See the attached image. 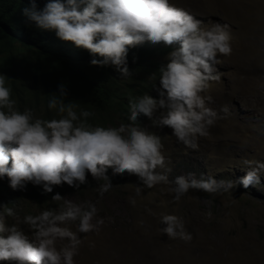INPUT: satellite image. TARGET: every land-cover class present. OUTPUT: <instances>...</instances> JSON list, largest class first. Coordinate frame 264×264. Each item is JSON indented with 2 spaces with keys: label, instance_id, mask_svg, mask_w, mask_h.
Masks as SVG:
<instances>
[{
  "label": "clouds",
  "instance_id": "clouds-1",
  "mask_svg": "<svg viewBox=\"0 0 264 264\" xmlns=\"http://www.w3.org/2000/svg\"><path fill=\"white\" fill-rule=\"evenodd\" d=\"M21 11L38 29L53 31L61 41H70L90 55L101 57L90 59V65H111L124 80L132 74L126 63L129 47L144 40L178 46L167 53V63L157 70V97L145 93L130 98L128 123L115 127L89 124L87 118L93 113L84 109L77 115L72 104L63 102V85H58L57 93L47 101L49 110L64 114L59 119L34 118L28 108L17 111L5 76L0 75V180L6 178L11 190H23L31 183L39 186L42 193H49L53 185L60 186L62 182L75 189L86 183L87 172L95 181H103L97 187L98 196H103L113 187L106 175L109 168L113 175L137 177L139 185H133L134 197H140L145 188L165 185L173 202H179L190 189L219 195L230 194L237 183L243 188L259 185L264 162L251 160L242 162L246 170L235 181L192 173L169 179L161 138L136 121L142 114L154 126L169 127L186 148L198 149V138L206 137L218 119L217 111L207 106L211 96L202 93L210 81L219 79L215 68L218 55L231 53L227 24L212 21L209 27H202L200 20L170 0H48L39 10L29 0V6ZM46 44L53 56L60 50L50 37ZM2 71H14L11 60L6 63L0 58V74ZM134 197L128 198L133 206ZM51 200L63 203L56 210L24 215L22 220L13 208L0 205V261L74 264L73 257L82 243L78 234L98 232L104 220L96 218L97 208L89 201L77 204L59 194H53ZM5 217H13L16 222L6 224ZM70 222L75 223V231L66 226ZM20 223L32 230L31 239ZM160 224L163 226L159 231L168 239L191 241L181 217L162 214ZM58 241L65 243L57 247Z\"/></svg>",
  "mask_w": 264,
  "mask_h": 264
},
{
  "label": "rangeland",
  "instance_id": "rangeland-1",
  "mask_svg": "<svg viewBox=\"0 0 264 264\" xmlns=\"http://www.w3.org/2000/svg\"><path fill=\"white\" fill-rule=\"evenodd\" d=\"M170 3L192 14L203 23L202 27H209L212 21L229 26L231 53L218 55L215 68L219 79L210 81L209 88L202 93L211 96L207 106L217 111L218 119L206 137L198 138L197 150L186 148L169 127L154 126L143 115L137 124L161 138L169 179L192 173L197 177L203 174L235 181L244 175V160L264 162V32L250 35L252 27L264 19V0H170ZM161 44L165 51L157 59L167 63L169 46L178 45ZM252 61L258 66L254 75H251ZM138 79L156 98L158 77L151 72ZM222 108L226 111H221ZM120 123L128 120L115 115L108 126ZM107 171L113 187L103 196L97 193L98 184L103 181H95L86 172V183L75 189L63 182L60 186L53 185L49 193H42L39 186L34 192L29 186L13 191L6 185L3 191L7 190L9 196L0 190V205L13 208L22 220L24 215L58 209L63 201L51 200L53 194L77 204L93 203L96 218H103L104 223L98 232L78 234L82 243L78 255L73 257L74 264H264V176L256 186L243 188L237 183L230 194L190 189L179 202H173L165 185L145 188L140 197H134L133 185H139L135 175H113L110 168ZM130 196L136 200L134 206L128 201ZM162 214L181 217L185 230L191 233V241L170 240L161 233ZM15 222V218L5 217L6 224ZM66 226L75 231L74 222ZM19 227L31 239L28 225L20 223ZM64 243L58 241L57 247Z\"/></svg>",
  "mask_w": 264,
  "mask_h": 264
},
{
  "label": "trees",
  "instance_id": "trees-1",
  "mask_svg": "<svg viewBox=\"0 0 264 264\" xmlns=\"http://www.w3.org/2000/svg\"><path fill=\"white\" fill-rule=\"evenodd\" d=\"M27 2L0 0V58L6 63L11 60L14 67V71H2L0 75L5 76L11 89L10 99L16 102L14 107L17 111L28 108L34 118L59 119L64 114L58 115L55 109L49 110L47 101L51 94L57 93L58 85H63L65 104H72L77 115L81 109L92 112L93 115L87 118L89 124L107 127L115 115L127 120L130 98L145 93L155 98L153 91L138 78L151 72L159 77L157 70L165 64L157 59L165 51L161 42L144 40L128 48L126 63L132 74L124 80L111 65H90V59L99 60L101 57L90 55L70 41H61L53 31L35 27L22 15L21 10L29 6V0ZM33 2L39 10L48 0ZM48 37L60 48L54 56L46 44ZM173 48L174 45L169 46L168 51ZM6 185V178L0 180V190L8 197L9 192L3 191ZM25 186L31 187L34 192L37 188L31 183ZM4 263L0 261V264Z\"/></svg>",
  "mask_w": 264,
  "mask_h": 264
},
{
  "label": "bare ground",
  "instance_id": "bare-ground-1",
  "mask_svg": "<svg viewBox=\"0 0 264 264\" xmlns=\"http://www.w3.org/2000/svg\"><path fill=\"white\" fill-rule=\"evenodd\" d=\"M256 31H259V32H264V19H262L261 20V22H259V23H256L253 27H252V30H251V33H250V35H253ZM254 38V37H253ZM250 40V39H249ZM252 41H254V40H252ZM259 56V55H258ZM256 59H258V57L256 58ZM255 60V59H254ZM257 61V60H256ZM251 65H252V67H253V70H252V74L251 75H254V73H255V71H256V67H258L257 66V63L255 62V61H252V63H251ZM263 69V68H262ZM257 72V71H256ZM259 72V71H258ZM246 74H247V72H246ZM260 113H261V111H260ZM256 115H258V114H256ZM260 115V114H259ZM264 128V127H263ZM236 132V131H235ZM264 133V132H263ZM236 136H238V135H236ZM237 138V137H236ZM233 141V140H232ZM253 141V140H252ZM222 142V141H221ZM255 146V145H254ZM257 264H258V262H257ZM260 264V263H259Z\"/></svg>",
  "mask_w": 264,
  "mask_h": 264
}]
</instances>
